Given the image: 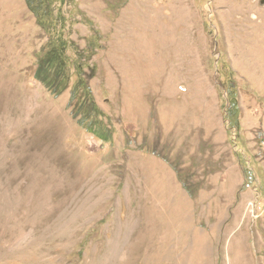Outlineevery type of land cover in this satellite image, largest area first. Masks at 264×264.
I'll list each match as a JSON object with an SVG mask.
<instances>
[{"label":"rangeland","instance_id":"obj_1","mask_svg":"<svg viewBox=\"0 0 264 264\" xmlns=\"http://www.w3.org/2000/svg\"><path fill=\"white\" fill-rule=\"evenodd\" d=\"M49 1L95 47L108 140L70 105L76 75L59 96L36 78L27 0H0V264H264V0ZM147 212L171 227L132 247Z\"/></svg>","mask_w":264,"mask_h":264},{"label":"trees","instance_id":"obj_2","mask_svg":"<svg viewBox=\"0 0 264 264\" xmlns=\"http://www.w3.org/2000/svg\"><path fill=\"white\" fill-rule=\"evenodd\" d=\"M60 1L63 3L64 0ZM27 3L35 13L39 26L49 35L48 50L43 52L39 59L36 78L52 94L59 96L68 88L72 75H76L70 105L81 115L80 123H89L91 132L107 141L109 129L102 119L105 114L95 100L87 77V68H91L95 47L81 48L65 36L66 19L60 12L56 16L53 15L52 3L49 0H27ZM99 39L100 37H97V40ZM70 51L75 53L74 58L70 56Z\"/></svg>","mask_w":264,"mask_h":264},{"label":"bare ground","instance_id":"obj_3","mask_svg":"<svg viewBox=\"0 0 264 264\" xmlns=\"http://www.w3.org/2000/svg\"><path fill=\"white\" fill-rule=\"evenodd\" d=\"M176 2V1H175ZM179 2V5H183V4H185L186 2H185V0H179L178 1ZM178 5V4H177ZM155 9V8H154ZM179 9V8H178ZM177 11V10H176ZM169 28V27H168ZM167 32V31H166ZM163 33H165V32H163ZM170 34V33H169ZM167 35V34H166ZM170 38V37H169ZM164 39V38H163ZM165 43V45L167 44V43H169V39H166V41L164 42ZM160 45V44H159ZM168 46L170 47V45L168 44ZM163 47H164V45H163ZM173 47V46H172ZM167 49V48H166ZM168 51V50H167ZM154 54V53H153ZM169 54V53H168ZM159 57V56H158ZM158 59V58H157ZM157 68V67H156ZM155 68V69H156ZM158 69V68H157ZM156 72H158V71H156ZM28 101H30V100H24V101H22L21 103H20V107H21V110H26V108H27V104H28ZM47 104V103H46ZM20 107H18V108H20ZM28 109V108H27ZM40 111L39 112H41V114H42V111H45L46 112V108H45V105H43L40 109H39ZM25 114H26V112H24ZM22 115H23V112L21 113ZM45 115V118L46 119H48V118H50V115H47V114H44ZM47 121V120H46ZM51 121V120H50ZM54 129V128H53ZM69 130V129H68ZM67 130V131H68ZM54 131V130H53ZM58 131V130H57ZM62 132L63 134L64 133H66V134H68L69 132ZM72 131V130H71ZM56 132V131H55ZM61 133V132H60ZM60 133L58 134L59 136H62L63 134H61L60 135ZM71 133V132H70ZM55 135L57 136V134L55 133ZM71 135V134H70ZM65 136V135H64ZM63 136V137H64ZM69 136V135H68ZM66 137V136H65ZM62 139V138H61ZM68 139V138H67ZM60 141V140H59ZM65 141V140H64ZM75 141V140H74ZM61 143H63V142H61ZM149 164V163H148ZM155 164H153V163H151V165L149 166L150 168H148V169H150V171H152L153 169H156L155 168V166H154ZM157 166H159V165H157ZM156 166V167H157ZM149 171V172H150ZM151 175H153V174H151ZM159 176H161L162 177V180H167L168 179V181H167V187H168V198H166L167 200H165L166 201V203H169V202H173V199H175L179 194H181L180 192H179V189L177 188V186L173 183V181H172V177L170 176V174L165 170V169H163V168H161V171H160V174H159V172H157V171H155L154 172V177L152 176V179L154 178V190H155V187H156V184H157V182H158V180L156 179L157 177H159ZM179 201L180 202H182V203H184L185 205H186V207L187 206H189V202L187 201V198H185V196L184 195H181L180 196V199H179ZM165 203V204H166ZM174 204V203H173ZM172 209H175V207H173V205H172ZM153 210H155V209H153ZM168 210V208L166 209H161V210H156V211H152V212H154L155 214H157V212L158 213H161V217H165L166 215H167V212H169V211H167ZM148 214L150 215V213L149 212H147L146 213V216H147V218H148V223H146L143 227H142V229H141V231L139 232V234H138V236H137V241H136V243L134 244V246H132V247H135V246H137V245H139L140 243H142V242H145L146 240H147V237H149V239H148V241H146V242H149L150 244H152L153 242H154V238H155V234H158L160 231H162L164 228H165V230H166V228H168L169 229V223L167 224L168 225V227H166V226H164V224L161 222V221H157V222H152L151 220V217H149L148 216ZM155 214H154V216H155ZM153 216V217H154ZM160 219V218H159ZM147 222V221H146ZM166 225V224H165ZM171 227V226H170Z\"/></svg>","mask_w":264,"mask_h":264}]
</instances>
